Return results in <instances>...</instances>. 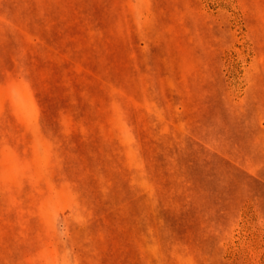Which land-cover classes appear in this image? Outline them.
<instances>
[{
    "label": "rangeland",
    "instance_id": "rangeland-1",
    "mask_svg": "<svg viewBox=\"0 0 264 264\" xmlns=\"http://www.w3.org/2000/svg\"><path fill=\"white\" fill-rule=\"evenodd\" d=\"M0 264H264V0H0Z\"/></svg>",
    "mask_w": 264,
    "mask_h": 264
}]
</instances>
